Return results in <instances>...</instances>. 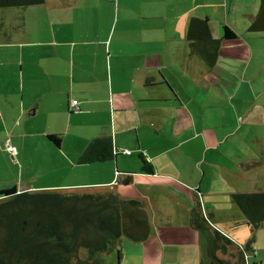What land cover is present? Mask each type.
I'll return each mask as SVG.
<instances>
[{
	"label": "crops",
	"instance_id": "obj_1",
	"mask_svg": "<svg viewBox=\"0 0 264 264\" xmlns=\"http://www.w3.org/2000/svg\"><path fill=\"white\" fill-rule=\"evenodd\" d=\"M261 6L45 0L0 10V190L139 201L151 228L143 264H207L193 208L237 240L246 221L231 195L264 192V31L249 32ZM194 18L216 40L224 27L236 35L213 68L190 53ZM106 139L113 159L79 164Z\"/></svg>",
	"mask_w": 264,
	"mask_h": 264
},
{
	"label": "trees",
	"instance_id": "obj_2",
	"mask_svg": "<svg viewBox=\"0 0 264 264\" xmlns=\"http://www.w3.org/2000/svg\"><path fill=\"white\" fill-rule=\"evenodd\" d=\"M45 0H0V10L40 6ZM260 15L249 32L264 31V0ZM192 56H198L209 68L216 66L221 41L234 40L235 33L224 27L221 40L211 34L207 19L194 18L187 30ZM59 143L57 139H52ZM112 141L96 140L85 150L79 164L106 162L115 157ZM142 171L153 173L150 163L142 160ZM232 202L243 213L246 225L254 233L264 222V192L234 193ZM191 227L205 236V250L210 264H247L245 252L235 242L213 229L203 216L198 202L191 211ZM151 234L148 215L141 202L121 200L112 193L63 195L55 192L18 193L16 189L0 190V264H74L77 254H109L114 248L120 258L122 238L132 243L146 242ZM230 253L236 261L220 254ZM223 255V256H224ZM231 259V258H229ZM78 260L79 264L98 261ZM87 262V263H86Z\"/></svg>",
	"mask_w": 264,
	"mask_h": 264
},
{
	"label": "rangeland",
	"instance_id": "obj_3",
	"mask_svg": "<svg viewBox=\"0 0 264 264\" xmlns=\"http://www.w3.org/2000/svg\"><path fill=\"white\" fill-rule=\"evenodd\" d=\"M264 118V115H263ZM263 131H264V120H263ZM153 228L155 226L153 225ZM236 239H232L236 245L241 248L247 247L250 245L249 249L245 252V260L247 264H264V222L258 228L257 231L254 233L250 230V228L245 225L241 228H237L236 231ZM164 244V243H163ZM165 245V244H164ZM119 249L121 250L120 258L117 254V249L114 248L109 254L104 255H95L90 256L86 250H81L76 257V260L73 259L74 264H79L78 260H88L95 259L98 261V264H143L145 259L144 252L141 245L137 243H132L126 238H122L121 244L118 245ZM232 247H229L228 253L229 254H220V257L226 258L231 261H236V258H232L230 253ZM224 255V256H223ZM205 257L206 262L209 264L208 256L206 255L205 250ZM231 258V259H229ZM87 261V262H88ZM86 262V263H87ZM93 262V261H91ZM91 262H88L91 264ZM186 264V263H185Z\"/></svg>",
	"mask_w": 264,
	"mask_h": 264
},
{
	"label": "built area",
	"instance_id": "obj_4",
	"mask_svg": "<svg viewBox=\"0 0 264 264\" xmlns=\"http://www.w3.org/2000/svg\"><path fill=\"white\" fill-rule=\"evenodd\" d=\"M71 106H72L76 111L79 110V107H78V103H77V101H72ZM6 147H7V151H8L11 155H15V154L17 153L16 148L13 147V146H11L10 144H6ZM122 153L125 154V155H130L131 152H129V151H124V152H122ZM115 154H117V151H115Z\"/></svg>",
	"mask_w": 264,
	"mask_h": 264
}]
</instances>
